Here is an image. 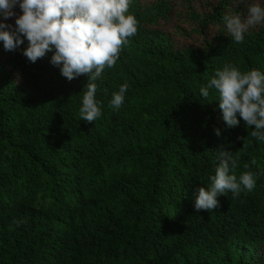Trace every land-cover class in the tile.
<instances>
[{
    "label": "trees",
    "instance_id": "1",
    "mask_svg": "<svg viewBox=\"0 0 264 264\" xmlns=\"http://www.w3.org/2000/svg\"><path fill=\"white\" fill-rule=\"evenodd\" d=\"M129 12L138 30L96 81L92 123L79 117L86 75L69 82L52 53L30 63L0 45V264H264V143L199 93L225 64L264 72V25L233 43L222 17L245 15L239 0H132ZM221 150L256 187L197 212Z\"/></svg>",
    "mask_w": 264,
    "mask_h": 264
},
{
    "label": "clouds",
    "instance_id": "2",
    "mask_svg": "<svg viewBox=\"0 0 264 264\" xmlns=\"http://www.w3.org/2000/svg\"><path fill=\"white\" fill-rule=\"evenodd\" d=\"M131 2L0 0V45L5 52L21 51L30 63L52 53L50 64L59 68L61 76L69 82L86 75L88 82L82 92L79 117L92 123L102 116V105L96 99V81L106 68L116 65L121 48L138 30V21L129 12ZM239 2L246 4L245 15L222 17L225 34L233 43H243L251 29L264 25V5L259 0ZM17 7L21 14L15 11ZM13 17L14 24L8 23ZM128 88L127 82L120 85L113 92L109 107L119 110ZM210 90L218 94L216 101L227 127H238L243 120L245 127L252 129L250 136L264 143V72L258 69L242 72L233 64H225L214 72L206 86L199 88L200 96L208 98ZM215 134L220 136V129ZM238 161L239 156L234 152L219 151L208 187L197 189L194 203L197 212H213L220 206L218 198L229 192L235 199L255 189V174L251 171L235 174Z\"/></svg>",
    "mask_w": 264,
    "mask_h": 264
}]
</instances>
